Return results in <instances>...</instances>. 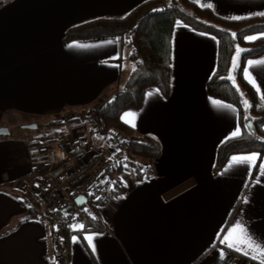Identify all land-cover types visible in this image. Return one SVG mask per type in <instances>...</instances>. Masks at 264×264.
I'll use <instances>...</instances> for the list:
<instances>
[{
  "label": "crops",
  "instance_id": "obj_1",
  "mask_svg": "<svg viewBox=\"0 0 264 264\" xmlns=\"http://www.w3.org/2000/svg\"><path fill=\"white\" fill-rule=\"evenodd\" d=\"M150 1L0 0V128L20 118L45 125L73 158L87 160L88 134L90 140H98L90 149L102 147L93 135L89 113L126 87L136 65L131 45L120 38L66 41V35L93 22L123 20ZM191 1L227 20L264 17V0ZM213 37L175 22L169 98L149 87L142 106L122 115L135 113L134 127L122 121L160 144L154 176L140 182L133 173L124 174V195L102 203L108 229L72 230L69 264H260L221 243L239 221L253 241L264 246V175L259 167L264 157L255 152L233 155L255 153V166L229 168L231 156L223 170L214 173L219 147L242 129L236 106L207 92L218 66L219 42ZM250 60H264V55ZM249 72L260 98L264 65H254ZM71 112L85 115V120L74 123V142L66 145V131L51 124ZM88 125L92 130L87 133ZM41 137L0 136V264L55 262L48 225L25 221L28 209L23 200L30 205L40 199L32 192L27 151ZM87 235L94 237L95 252Z\"/></svg>",
  "mask_w": 264,
  "mask_h": 264
},
{
  "label": "trees",
  "instance_id": "obj_2",
  "mask_svg": "<svg viewBox=\"0 0 264 264\" xmlns=\"http://www.w3.org/2000/svg\"><path fill=\"white\" fill-rule=\"evenodd\" d=\"M177 20L197 32L212 35L218 40V66L207 84V92L213 98L236 106L239 111L242 133L225 141L219 147L214 173L222 171L233 155L255 152L261 158L264 157V103L243 75L247 60L264 55V36H261L264 34V17L227 20L191 0H152L134 10L123 20L93 22L71 29L66 35V41L117 37L122 43L131 45L132 59L136 68L126 87L112 100L103 104L93 117L91 113L88 117L91 121H97L96 127L101 135L111 136L118 132L126 138L128 157L117 166L116 170L118 173H133L140 182H146L154 176L153 169L160 158L161 147L153 138L139 136L133 128L122 121V115L128 109H138L142 106L145 92L149 87L158 88L165 98H169L172 37ZM232 33H236L235 38ZM254 35H260L261 38L253 41L245 39ZM237 46L243 49V52L239 66L234 72V85L228 76ZM245 99L252 105L247 110L242 103ZM58 125L62 124L56 120L52 122L51 127L54 129ZM48 139V136L38 138L31 145H37L42 140ZM124 184L121 178H116L113 188L105 193L103 201H107L110 197L114 199L122 197L126 191ZM26 201L23 200L28 209L25 221L38 220L48 225L56 257L55 245L58 232L55 223L58 216L46 210L41 199L30 205ZM98 222V229L87 232L108 229L103 217L99 218ZM75 233L70 228L62 232L61 245L66 251L70 238ZM54 264H57L56 261ZM65 264H69V256Z\"/></svg>",
  "mask_w": 264,
  "mask_h": 264
},
{
  "label": "built area",
  "instance_id": "obj_3",
  "mask_svg": "<svg viewBox=\"0 0 264 264\" xmlns=\"http://www.w3.org/2000/svg\"><path fill=\"white\" fill-rule=\"evenodd\" d=\"M103 139L105 145L102 148L93 150L89 147L90 154L85 161L74 159L56 138L42 140L28 148L32 192L47 210L58 216L55 223L57 264H65L68 260V253L61 245L62 232L67 228L76 232L98 229V219L104 216L102 201L105 193L113 188L116 178L123 180L125 172L118 173L116 169L128 157L126 138L116 132ZM79 198L85 200L81 205L77 203ZM108 201H112L111 197ZM78 225L84 227L81 229L76 227Z\"/></svg>",
  "mask_w": 264,
  "mask_h": 264
},
{
  "label": "snow or ice",
  "instance_id": "obj_4",
  "mask_svg": "<svg viewBox=\"0 0 264 264\" xmlns=\"http://www.w3.org/2000/svg\"><path fill=\"white\" fill-rule=\"evenodd\" d=\"M209 6L210 5H206ZM260 15H264V13H261ZM233 19H239L238 17H233ZM233 38L236 37V33H232ZM261 36H264V34H261ZM261 37H257V36H247L245 37L246 40L248 41H252L255 39H258ZM213 39H215L213 37ZM108 43H112L111 41H109ZM243 50L237 46L236 48V56L233 57L232 60V70L228 76V79L231 80L233 82V84L235 85V77L234 75H232V72H235V70L238 67V63H237V58L240 56V53ZM248 67L244 68V77L245 79L248 81V83H250L257 91V93L260 92V88L259 86H257L255 79H253L251 73L249 72V68L254 66V65H264V60H260V61H248ZM237 90H239L237 88ZM149 95H151V93H149ZM261 100L264 101V94L261 95ZM214 104L219 105L218 101H214ZM242 103L244 105L245 110H247L248 108L252 107V105L245 99L242 100ZM223 107H226L228 109H232L231 105H223ZM136 114L132 113V112H128L125 113L124 116L122 117V119L126 122V123H131L132 126L134 127L135 124L133 123L134 119H135ZM247 119V117H246ZM245 127H249V125H245ZM241 135V131L240 128H237L231 135L230 138H235ZM257 159V154L252 153V154H248V155H240V156H233L231 158V163L229 164V168H231L233 165H240V164H248L249 166H255L254 162ZM260 172L261 175H264V164H261L260 166ZM228 169H226L227 171ZM259 181L257 180V183ZM244 202H247V198H245ZM76 227L79 228H83V225H78ZM235 234V235H234ZM85 239L88 241L89 246L92 248L93 252H95V244L93 243L94 237L92 235H87L85 236ZM76 240V237H73V241ZM221 243L225 244L227 248L230 249H234L237 252H242L245 256L251 255L252 259H259L260 260V264H264V246H261L259 244H256L252 237L248 234L247 230L244 228V226L238 221L232 228H230L227 231V234L224 235L221 239ZM255 253V254H252ZM221 257L224 256V252L223 250H221L220 253Z\"/></svg>",
  "mask_w": 264,
  "mask_h": 264
},
{
  "label": "rangeland",
  "instance_id": "obj_5",
  "mask_svg": "<svg viewBox=\"0 0 264 264\" xmlns=\"http://www.w3.org/2000/svg\"><path fill=\"white\" fill-rule=\"evenodd\" d=\"M254 36H257V37H261L260 35H254ZM258 39H260V38H258ZM256 40V39H255ZM253 41V40H252ZM243 50V49H242ZM243 52V51H242ZM242 52L240 53V56L237 58V63H238V66H239V62H240V59H241V54H242ZM236 56V52H235V54H234V57ZM231 70H232V68H231ZM237 70V69H236ZM235 70V71H236ZM232 75H234V72H232ZM101 108V105L100 106H98V107H95L94 108V110H92L90 113H91V115H92V117L97 113V111L99 110ZM245 109V108H244ZM88 118V117H87ZM21 119V118H20ZM18 120V122H11L10 121V124H7V125H3V126H5L7 129H9L10 130V136H7V137H9V138H12V139H19L20 137H25V138H27V137H33V136H43V137H45V135H48V137L49 138H51V137H53V138H56V137H54L52 134V129L51 130H47V128L45 127V125H39L38 126V128L37 129H35V130H29V129H26L25 127L26 126H32V125H37V124H35V123H31V122H27V121H25V120ZM54 121H56V120H59L60 122H61V126L59 127V130L60 131H66V138H65V144L66 145H71V143H73L74 141H73V136H74V134H70V131H71V128H72V126H74V123L75 122H83L84 120H85V115H83V114H80V113H78V112H71V113H65V114H62L59 118H54L53 119ZM53 120H52V122H53ZM66 120H68V121H66ZM63 123H68V124H64L63 125ZM72 124V125H71ZM96 124H97V121H95L94 122V128H93V130H94V132H95V134H93L92 132H91V134H93L94 135V137H98V138H100L101 139V144H102V147L105 145V141H104V139L103 138H106L107 136H104L103 137V135H101V133L98 131V129H97V127H96ZM3 128V127H2ZM74 128V127H73ZM85 129H86V127H85ZM92 129H91V126H87V133L89 132V131H91ZM74 132V131H73ZM73 132H71V133H73ZM50 133V134H49ZM75 133V132H74ZM87 133H85V134H87ZM88 137H90L89 136V134L85 137V138H87V140L85 139V141L87 142V145L90 147V148H92V147H96L95 145H94V143L93 142H95L96 141V143H97V141L98 140H90ZM56 139H58V138H56ZM64 139V138H63ZM82 140H84V139H82ZM85 141H82L83 142V144L84 143H86ZM106 142H107V139H106ZM95 143V144H96ZM100 146V145H99ZM101 147V148H102ZM96 149H100V148H96Z\"/></svg>",
  "mask_w": 264,
  "mask_h": 264
},
{
  "label": "water",
  "instance_id": "obj_6",
  "mask_svg": "<svg viewBox=\"0 0 264 264\" xmlns=\"http://www.w3.org/2000/svg\"><path fill=\"white\" fill-rule=\"evenodd\" d=\"M26 129H29V130H35L38 128L37 125H32V126H26L25 127ZM10 135V130L7 129V128H0V136H9ZM84 199L83 198H79L77 199V203L79 205L83 204L84 203Z\"/></svg>",
  "mask_w": 264,
  "mask_h": 264
}]
</instances>
